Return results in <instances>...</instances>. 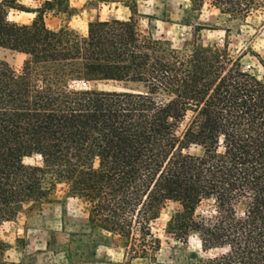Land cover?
<instances>
[{"label":"trees","instance_id":"1","mask_svg":"<svg viewBox=\"0 0 264 264\" xmlns=\"http://www.w3.org/2000/svg\"><path fill=\"white\" fill-rule=\"evenodd\" d=\"M191 3L229 20L264 8ZM125 6L126 19L79 34L44 23L69 14L68 0H0V48L25 55L18 69L0 58V228L63 183L85 205L86 227L117 236L131 259L158 249L151 222L172 200L166 232L195 236L206 254L187 264H264V74L199 42L174 48L141 34L135 4ZM10 10L33 17L17 22ZM6 248L0 238V264H24L6 261Z\"/></svg>","mask_w":264,"mask_h":264},{"label":"rangeland","instance_id":"2","mask_svg":"<svg viewBox=\"0 0 264 264\" xmlns=\"http://www.w3.org/2000/svg\"><path fill=\"white\" fill-rule=\"evenodd\" d=\"M25 8H35L42 0H18ZM69 14H45L50 29L67 26L84 34L87 23L96 19H126L130 12L125 4H135V27L139 33L166 40L174 48L203 46L225 51L241 69L263 75L258 58L264 61V8L242 20H229L207 3L193 6L191 0H68ZM33 14L10 10L8 18L27 23ZM25 55L0 48V58L14 68L21 66ZM81 85L80 82H69ZM114 83H96L112 87ZM123 85L120 84L119 87ZM134 86V85H131ZM37 157L25 158L26 163ZM180 205L165 201L151 222V231L159 247L151 258L131 259L119 238L105 231L86 227L85 205L67 194L66 185L56 184L48 200L25 207L12 221L0 228V238L7 243L3 257L8 262L24 264H187L192 254H203L195 236L176 240L165 230L166 222ZM200 209H204V205Z\"/></svg>","mask_w":264,"mask_h":264}]
</instances>
